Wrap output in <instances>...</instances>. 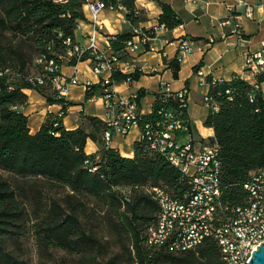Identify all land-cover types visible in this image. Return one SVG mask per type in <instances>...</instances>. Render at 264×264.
<instances>
[{"label":"trees","instance_id":"1","mask_svg":"<svg viewBox=\"0 0 264 264\" xmlns=\"http://www.w3.org/2000/svg\"><path fill=\"white\" fill-rule=\"evenodd\" d=\"M107 6H122L132 24L142 18L136 0H101ZM84 0L57 4L52 0H0V264H31L30 258L17 251L27 224L35 237L39 264H225L214 240L196 251L176 255L165 248L147 244L148 229L157 221L160 206L147 191L159 187L177 198L188 191L179 169L147 140L135 144V157H123L107 146V125L96 117H86L91 130L84 127L67 130L64 111L50 116L39 132L31 134L28 118L21 108L28 102L24 89H35L49 104H65L51 81L34 85L31 79L43 73L54 60L62 69L64 59L75 67L91 60L90 51L81 59L69 56L79 21L85 20ZM160 25L172 30L181 24L175 11L161 4ZM154 37L155 34L153 33ZM133 33L109 37L112 51H123ZM70 40V46L66 42ZM43 63H39V60ZM176 70L179 64L176 63ZM197 69V67H196ZM139 74L114 73L113 82L138 79ZM260 82L264 77H259ZM218 111L209 110L205 126L213 128L222 163V197L224 203L237 205L244 201L243 184L249 175L264 168V96L259 85H251L236 76L232 81L208 80ZM101 88L92 86L93 90ZM229 91V94L227 93ZM143 93L138 95V104ZM179 119L186 130L193 128L188 104L178 92L158 95L153 113L141 115V133L146 126L163 124L167 116ZM91 139L100 146L103 157L85 152ZM33 198L32 209L24 199ZM101 203L104 212L91 206ZM104 232L108 234L104 240ZM123 250L108 256L114 247ZM20 248V247H18Z\"/></svg>","mask_w":264,"mask_h":264},{"label":"crops","instance_id":"2","mask_svg":"<svg viewBox=\"0 0 264 264\" xmlns=\"http://www.w3.org/2000/svg\"><path fill=\"white\" fill-rule=\"evenodd\" d=\"M162 3L175 11L181 21L178 27L169 30L160 25ZM135 5L142 18L139 23L132 24L127 18L128 11L122 6L107 8L98 17L101 30H96L91 13L84 5L85 20L79 21L75 40L88 47L96 30L99 49L110 55L108 38L111 36L133 33L137 28L155 34L151 43L154 51L142 47L132 57L124 58V62L129 59L132 73L139 74V78L113 84V88L124 96L143 93L139 101L141 115L153 113L157 97L165 86L174 92L187 89L188 117L194 136L198 142L206 143L212 142L215 132L205 126L209 110L204 105V97L210 86L202 85L203 81L229 82L239 76L251 85H259L264 96V81L259 80L264 73L259 74L246 66L247 55L263 48L264 0H136ZM247 8H252V18L247 17ZM184 42L192 45V51L180 58V46ZM176 63L179 64L178 70ZM61 71L65 78L75 76L78 80L77 84L68 85L65 104H49L37 90H23L28 102L21 112L28 118L31 134L39 132L50 116L57 117L64 111L62 123L67 130L84 127L90 131L86 117L104 121L101 88L93 90L90 97L87 95L89 85L99 86L103 78L93 71L91 60L72 67L69 59L64 58ZM105 75L110 76V73ZM140 139L141 129L135 126L127 136L116 135L107 146L118 150L123 157L133 159L135 144ZM85 152L97 155L98 162L103 157L100 146L91 139L87 141Z\"/></svg>","mask_w":264,"mask_h":264},{"label":"built area","instance_id":"3","mask_svg":"<svg viewBox=\"0 0 264 264\" xmlns=\"http://www.w3.org/2000/svg\"><path fill=\"white\" fill-rule=\"evenodd\" d=\"M52 1L57 4L68 2ZM84 1L91 13L93 25L96 30H101L98 22L100 13L115 7L107 6L101 0ZM246 15L248 18L253 17L252 8H247ZM96 30L90 37L88 47L74 44L68 55L77 56L79 60L87 51L94 55L92 69L103 76L100 85L105 107L104 122L107 125L103 137L109 143L116 135L127 136L133 127L139 126L141 118L138 95L124 96L117 92L113 88L112 75L132 74V63L129 59L124 62V58L132 57L142 47L154 51L151 44L154 37L152 32L137 28L123 51L116 53L109 46L111 54L106 55L96 43ZM66 45H72L71 41L68 40ZM191 51L190 43H182L180 58ZM62 59L64 58L61 57ZM38 62L43 63L41 59ZM246 66L259 74L264 73V43L260 51L247 55ZM106 73H110V76H106ZM31 81L38 86L51 81L59 98L66 96L69 84L78 83L75 76L65 78L54 60L45 64L43 73ZM202 85L209 83L203 81ZM257 90H260L259 86ZM162 92L174 91L165 86L160 93ZM178 96L182 103L188 104L187 89L178 91ZM204 105L213 111L219 109L208 94L204 97ZM185 130L181 120L172 119V115H168L165 123L155 127L147 125L146 131L141 133V139L147 140L151 149L162 154L172 166L180 170L189 187L182 198L174 197L159 187L147 189L160 206L156 223L148 229L147 244L180 255L196 251L207 241L214 240L225 264H250L253 253L264 243V168L252 172L243 184L246 197L242 203H224L221 187L222 163L217 143H200L193 132L181 137L182 140L178 133Z\"/></svg>","mask_w":264,"mask_h":264},{"label":"rangeland","instance_id":"4","mask_svg":"<svg viewBox=\"0 0 264 264\" xmlns=\"http://www.w3.org/2000/svg\"><path fill=\"white\" fill-rule=\"evenodd\" d=\"M26 197L24 199V202L27 206L28 209H32V206L34 204L33 202V198L31 195H29L26 192ZM91 206H95L99 211H101L102 213L104 212L105 209H103V206L101 203H98L96 201H91ZM31 224H27L26 225V229L24 230V237L20 240V244L16 247L17 251L19 249V252H22L23 254H26L27 257L30 258L31 264H39V258H38V253H37V247L35 244V237L33 235V232L30 230L31 228ZM108 234L107 232H104V240H107ZM20 247V248H18ZM116 253H122L123 254V250L120 249L119 247H114L113 251L109 250V254L108 256H111L113 254ZM124 255V254H123ZM121 261L118 262V264H127L125 263V256L122 257L121 255ZM128 264H132V263H128Z\"/></svg>","mask_w":264,"mask_h":264},{"label":"water","instance_id":"5","mask_svg":"<svg viewBox=\"0 0 264 264\" xmlns=\"http://www.w3.org/2000/svg\"><path fill=\"white\" fill-rule=\"evenodd\" d=\"M250 264H264V243L253 253Z\"/></svg>","mask_w":264,"mask_h":264}]
</instances>
